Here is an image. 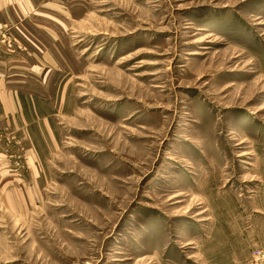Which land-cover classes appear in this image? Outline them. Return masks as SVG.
Listing matches in <instances>:
<instances>
[{"label":"rangeland","instance_id":"374dc122","mask_svg":"<svg viewBox=\"0 0 264 264\" xmlns=\"http://www.w3.org/2000/svg\"><path fill=\"white\" fill-rule=\"evenodd\" d=\"M11 3L51 71L0 139V264H264V0Z\"/></svg>","mask_w":264,"mask_h":264},{"label":"crops","instance_id":"0c3cea01","mask_svg":"<svg viewBox=\"0 0 264 264\" xmlns=\"http://www.w3.org/2000/svg\"><path fill=\"white\" fill-rule=\"evenodd\" d=\"M1 1L4 4L0 14L4 18L0 20V139L11 141L19 137L20 132L26 134L35 122L25 109L36 108V96L25 85L30 77L39 72L48 75L51 69L37 65V53L44 58L46 47L24 32L28 21L24 19L17 24L11 20V0ZM7 157L0 153V164L6 165L5 172L10 171Z\"/></svg>","mask_w":264,"mask_h":264},{"label":"bare ground","instance_id":"6f19581e","mask_svg":"<svg viewBox=\"0 0 264 264\" xmlns=\"http://www.w3.org/2000/svg\"><path fill=\"white\" fill-rule=\"evenodd\" d=\"M120 63V62H119Z\"/></svg>","mask_w":264,"mask_h":264}]
</instances>
